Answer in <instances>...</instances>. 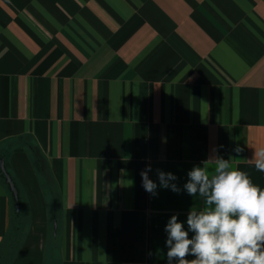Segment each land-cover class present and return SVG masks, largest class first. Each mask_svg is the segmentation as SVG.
<instances>
[{
	"label": "crops",
	"instance_id": "0c3cea01",
	"mask_svg": "<svg viewBox=\"0 0 264 264\" xmlns=\"http://www.w3.org/2000/svg\"><path fill=\"white\" fill-rule=\"evenodd\" d=\"M262 146L264 0H0V160L27 210L11 253L0 175V264H168L171 216L204 207L188 172L219 156L264 189Z\"/></svg>",
	"mask_w": 264,
	"mask_h": 264
},
{
	"label": "clouds",
	"instance_id": "9594fccd",
	"mask_svg": "<svg viewBox=\"0 0 264 264\" xmlns=\"http://www.w3.org/2000/svg\"><path fill=\"white\" fill-rule=\"evenodd\" d=\"M251 159L255 169L264 173V146ZM150 171L149 165L140 173L142 186L156 195L157 184L149 178ZM157 175L159 187L180 191L172 183L177 179L174 174L157 170ZM187 175L184 189L193 197L198 193L204 207L189 212L188 231L177 215L171 216L165 226L168 264L173 260L177 264H264V189L246 171L219 156H211L203 167L194 166ZM189 231L194 233L192 238ZM188 255L195 259H186Z\"/></svg>",
	"mask_w": 264,
	"mask_h": 264
},
{
	"label": "trees",
	"instance_id": "16d2710c",
	"mask_svg": "<svg viewBox=\"0 0 264 264\" xmlns=\"http://www.w3.org/2000/svg\"><path fill=\"white\" fill-rule=\"evenodd\" d=\"M31 151L34 156V163L36 166V169L40 174H46L47 171V164L41 155L40 151L35 148L34 146H31ZM3 155V154H2ZM7 167V166H6ZM8 169V168H7ZM16 182V181H15ZM17 184V182H16ZM18 186V184H17ZM19 188V186H18ZM23 205H22V198H21V193H20V212L16 213L14 210V213L12 215V220H11V228L10 231L6 237V240H4V247L5 245L9 249V251L12 253L16 251L19 247L22 231H23ZM56 218V214L54 215Z\"/></svg>",
	"mask_w": 264,
	"mask_h": 264
},
{
	"label": "water",
	"instance_id": "95a60500",
	"mask_svg": "<svg viewBox=\"0 0 264 264\" xmlns=\"http://www.w3.org/2000/svg\"><path fill=\"white\" fill-rule=\"evenodd\" d=\"M0 170H1L0 175L4 177L5 182L7 186L9 187V190L12 194L13 200L15 202L16 212H19L20 211V191H19V188L14 178L8 171L6 164H5V160L3 158L0 160ZM56 226L57 224L55 223V227Z\"/></svg>",
	"mask_w": 264,
	"mask_h": 264
},
{
	"label": "rangeland",
	"instance_id": "374dc122",
	"mask_svg": "<svg viewBox=\"0 0 264 264\" xmlns=\"http://www.w3.org/2000/svg\"><path fill=\"white\" fill-rule=\"evenodd\" d=\"M24 211H23V218H26V208H25V206H24V209H23Z\"/></svg>",
	"mask_w": 264,
	"mask_h": 264
},
{
	"label": "flooded vegetation",
	"instance_id": "af4514ba",
	"mask_svg": "<svg viewBox=\"0 0 264 264\" xmlns=\"http://www.w3.org/2000/svg\"><path fill=\"white\" fill-rule=\"evenodd\" d=\"M20 212V211H19ZM19 212H17V213H19Z\"/></svg>",
	"mask_w": 264,
	"mask_h": 264
}]
</instances>
